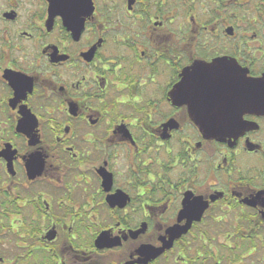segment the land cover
<instances>
[{
  "label": "flooded vegetation",
  "instance_id": "flooded-vegetation-1",
  "mask_svg": "<svg viewBox=\"0 0 264 264\" xmlns=\"http://www.w3.org/2000/svg\"><path fill=\"white\" fill-rule=\"evenodd\" d=\"M263 76L264 0H0V264H264V115L190 113Z\"/></svg>",
  "mask_w": 264,
  "mask_h": 264
},
{
  "label": "water",
  "instance_id": "water-1",
  "mask_svg": "<svg viewBox=\"0 0 264 264\" xmlns=\"http://www.w3.org/2000/svg\"><path fill=\"white\" fill-rule=\"evenodd\" d=\"M80 2L83 4V0H80ZM240 84V91H194L198 92L200 95L213 94L217 100V103H215L219 104L216 110H207L203 112L192 110L190 112L198 129L205 138L221 141L231 136L234 137L256 126V124L252 122L243 121V115H264V76L252 79L249 83L241 80ZM203 114H207V117H201ZM185 207L186 206L183 207L182 212H184ZM188 226L189 223L182 228H179L177 225L168 228L166 230L168 239L166 244L160 248L144 245L138 251L139 255L145 257L143 263L153 260L161 254L165 248H169L172 241L184 233ZM102 236L103 234H100L96 241H101Z\"/></svg>",
  "mask_w": 264,
  "mask_h": 264
}]
</instances>
